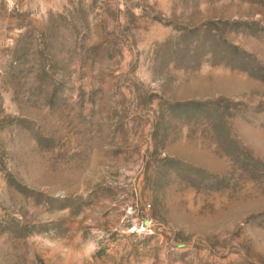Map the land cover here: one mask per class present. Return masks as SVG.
<instances>
[{"label":"rangeland","instance_id":"rangeland-1","mask_svg":"<svg viewBox=\"0 0 264 264\" xmlns=\"http://www.w3.org/2000/svg\"><path fill=\"white\" fill-rule=\"evenodd\" d=\"M0 264H264V0H0Z\"/></svg>","mask_w":264,"mask_h":264}]
</instances>
